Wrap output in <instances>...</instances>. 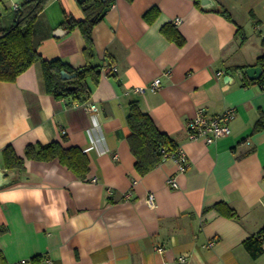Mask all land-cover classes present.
Wrapping results in <instances>:
<instances>
[{
	"label": "crops",
	"instance_id": "0c3cea01",
	"mask_svg": "<svg viewBox=\"0 0 264 264\" xmlns=\"http://www.w3.org/2000/svg\"><path fill=\"white\" fill-rule=\"evenodd\" d=\"M22 1L0 0L4 26ZM80 1L44 6V58L87 63L81 29L63 23L66 15L85 19ZM169 24L183 45L164 34ZM57 28L67 31L56 35ZM93 44L94 62L117 70L103 69L87 101L46 92L39 62L0 84V169L10 170L7 146L25 158L24 170L0 186V264H264V253L253 258L243 245L264 226V88L245 85L252 79L241 74L264 55V0H116L94 26ZM132 102L185 151V172L173 158L145 175L136 170L127 139ZM91 103L98 110H88ZM200 106L213 113L235 107L230 134L211 144L190 140L186 122ZM52 141L86 152L85 177L59 159L25 157L27 145Z\"/></svg>",
	"mask_w": 264,
	"mask_h": 264
},
{
	"label": "trees",
	"instance_id": "16d2710c",
	"mask_svg": "<svg viewBox=\"0 0 264 264\" xmlns=\"http://www.w3.org/2000/svg\"><path fill=\"white\" fill-rule=\"evenodd\" d=\"M49 1L23 0L19 8L15 9L13 22L4 26L0 19V84L3 81H15L31 65L39 62L46 92L56 98L70 99L72 102L87 101L92 95L93 87L99 83L103 69H106L108 75L114 74L109 64L94 62L93 28L104 18L116 0H82L80 3L85 8V19L77 20L71 15H66L63 23L70 29L79 27L86 40L84 53L87 63L79 68L71 66L61 58L46 59L38 51L41 29L39 14ZM153 12H157V7L146 11L144 17L151 21L154 17ZM224 13L231 18L230 13ZM171 24L162 28L164 34L178 45H183L185 39L177 30L169 32L168 27ZM256 62L262 67L261 76L256 80L246 79L244 84L258 83L264 88V55L259 56ZM62 70L70 74L75 73V76L65 79L61 76ZM127 121L130 129L127 139L136 157V170L141 175L147 174L164 162L165 158L177 153L179 147L175 140L161 131L153 118L140 109L137 102L131 103ZM262 126V120L258 121L255 131L260 130ZM25 157L43 161L59 159L79 177H85L90 169V160L86 152L78 146H65L62 141L29 144L25 150ZM4 160L10 170L23 171L25 168V158L19 156L12 146L4 149ZM218 208L221 210V206L218 205ZM243 245L253 258L264 253V226L256 234L246 238Z\"/></svg>",
	"mask_w": 264,
	"mask_h": 264
},
{
	"label": "built area",
	"instance_id": "2783aa9c",
	"mask_svg": "<svg viewBox=\"0 0 264 264\" xmlns=\"http://www.w3.org/2000/svg\"><path fill=\"white\" fill-rule=\"evenodd\" d=\"M115 4V3H114ZM113 4V6H114ZM14 8H19V4L15 3ZM181 18H175L174 23L180 24ZM113 71L117 70V67H112ZM162 79L157 77L149 88L152 91H156L161 85ZM145 86L137 88L139 91H144ZM88 110H98L96 103L86 104ZM237 110L235 107H228L220 113L211 112L206 106H200L197 108L193 117L186 122V130L188 138L190 140H203L208 144L216 142L218 139L227 136L231 132V122L236 117ZM178 165L179 172H185L189 166V159L187 154L182 148H179L175 155L170 156ZM168 158H165L167 160ZM97 178H93L96 180ZM170 185L175 188H179V183L175 176H170L168 179ZM130 194V193H129ZM147 202L150 206L156 205V196L153 192H150L147 196ZM184 259V257H181ZM45 264H52L51 260H46Z\"/></svg>",
	"mask_w": 264,
	"mask_h": 264
},
{
	"label": "water",
	"instance_id": "95a60500",
	"mask_svg": "<svg viewBox=\"0 0 264 264\" xmlns=\"http://www.w3.org/2000/svg\"><path fill=\"white\" fill-rule=\"evenodd\" d=\"M204 5H211V3H213V0H202ZM63 31H67L65 29L62 28H57L54 32V34H59L60 32ZM263 70L262 67L259 65H253V66H248L245 68H242L241 70V74L243 75H247L249 78L251 79H257L261 76ZM228 75L231 74V71H228L227 73ZM61 76L65 79H69L73 76H75V73L70 74L69 72H67L66 70H62L61 71ZM75 86H71V88H74ZM18 170L14 169V170H2L0 169V186L7 184L11 181H13L18 175Z\"/></svg>",
	"mask_w": 264,
	"mask_h": 264
},
{
	"label": "rangeland",
	"instance_id": "374dc122",
	"mask_svg": "<svg viewBox=\"0 0 264 264\" xmlns=\"http://www.w3.org/2000/svg\"><path fill=\"white\" fill-rule=\"evenodd\" d=\"M13 14H11V16H12Z\"/></svg>",
	"mask_w": 264,
	"mask_h": 264
}]
</instances>
